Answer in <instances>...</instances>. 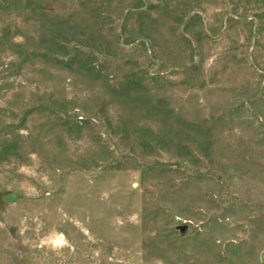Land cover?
Returning <instances> with one entry per match:
<instances>
[{
  "label": "rangeland",
  "instance_id": "rangeland-1",
  "mask_svg": "<svg viewBox=\"0 0 264 264\" xmlns=\"http://www.w3.org/2000/svg\"><path fill=\"white\" fill-rule=\"evenodd\" d=\"M263 254L264 0H0V264Z\"/></svg>",
  "mask_w": 264,
  "mask_h": 264
},
{
  "label": "water",
  "instance_id": "water-1",
  "mask_svg": "<svg viewBox=\"0 0 264 264\" xmlns=\"http://www.w3.org/2000/svg\"><path fill=\"white\" fill-rule=\"evenodd\" d=\"M16 199V197H15V195H10V196H8L7 197V201L8 202H12V201H14ZM262 260H264V254L262 255Z\"/></svg>",
  "mask_w": 264,
  "mask_h": 264
}]
</instances>
